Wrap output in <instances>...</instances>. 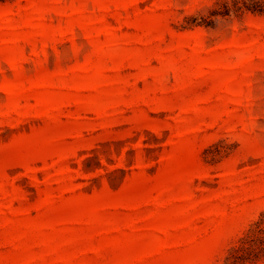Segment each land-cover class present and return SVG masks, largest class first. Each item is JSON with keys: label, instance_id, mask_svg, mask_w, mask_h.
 <instances>
[{"label": "rangeland", "instance_id": "rangeland-1", "mask_svg": "<svg viewBox=\"0 0 264 264\" xmlns=\"http://www.w3.org/2000/svg\"><path fill=\"white\" fill-rule=\"evenodd\" d=\"M261 240L264 0H0V264Z\"/></svg>", "mask_w": 264, "mask_h": 264}, {"label": "trees", "instance_id": "trees-1", "mask_svg": "<svg viewBox=\"0 0 264 264\" xmlns=\"http://www.w3.org/2000/svg\"><path fill=\"white\" fill-rule=\"evenodd\" d=\"M253 253H248L249 255L245 254H238L234 257V260L231 264H242L245 260L249 258L252 254H254L255 257H258L261 253L264 252V240H261L259 245L252 250Z\"/></svg>", "mask_w": 264, "mask_h": 264}]
</instances>
